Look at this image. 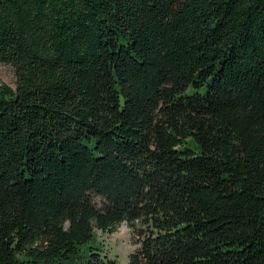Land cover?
Returning <instances> with one entry per match:
<instances>
[{
  "label": "trees",
  "instance_id": "obj_1",
  "mask_svg": "<svg viewBox=\"0 0 264 264\" xmlns=\"http://www.w3.org/2000/svg\"><path fill=\"white\" fill-rule=\"evenodd\" d=\"M0 264H264V0H0Z\"/></svg>",
  "mask_w": 264,
  "mask_h": 264
},
{
  "label": "rangeland",
  "instance_id": "obj_2",
  "mask_svg": "<svg viewBox=\"0 0 264 264\" xmlns=\"http://www.w3.org/2000/svg\"><path fill=\"white\" fill-rule=\"evenodd\" d=\"M0 84L16 87V71L12 65L0 63ZM97 240L110 258L117 264H129L130 256L140 248L141 238L126 223L118 226L113 233L97 232Z\"/></svg>",
  "mask_w": 264,
  "mask_h": 264
}]
</instances>
